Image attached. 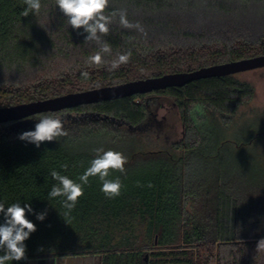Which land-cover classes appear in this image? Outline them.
I'll return each mask as SVG.
<instances>
[{"label":"trees","instance_id":"trees-1","mask_svg":"<svg viewBox=\"0 0 264 264\" xmlns=\"http://www.w3.org/2000/svg\"><path fill=\"white\" fill-rule=\"evenodd\" d=\"M41 2L39 14L24 17V0H0V108L264 56V0H110L108 12L126 9L147 34L121 27L117 16L102 36L112 55L100 65L88 63L99 46L84 43L87 33L67 25L55 0ZM129 49L130 61L109 71ZM255 93L228 76L47 113L65 122L68 135L39 148L18 136L34 130L41 115L0 125V202L5 210L31 204L27 218L36 225L24 242L26 259L7 264L82 256H100L101 264H264V252H256L264 238V162L254 153L243 157L239 163L251 170L244 179L230 166L234 155L225 154L227 146L255 143L263 129L239 126L253 133L242 144L222 135L240 125L238 112ZM161 97L178 107L183 136L146 151L145 137L164 129L155 111ZM97 148L128 158L124 174L111 173L123 183L121 194L109 199L99 179L89 178L63 217L62 198L48 197L56 183L50 172L76 180Z\"/></svg>","mask_w":264,"mask_h":264},{"label":"clouds","instance_id":"clouds-1","mask_svg":"<svg viewBox=\"0 0 264 264\" xmlns=\"http://www.w3.org/2000/svg\"><path fill=\"white\" fill-rule=\"evenodd\" d=\"M110 0H55L56 6L66 17L67 25L73 29H83L87 33L84 43L95 42L99 46V51L88 58L89 64L100 65L106 63L104 57L112 55V47L102 40L110 31V25L119 18V24L125 29H134L146 36V31L139 22H130L127 18V10L120 9L108 12ZM27 7L23 10L22 16L27 17L30 13L39 14L42 8L41 0H24ZM131 42V41H129ZM132 56L131 49L117 53L111 60L109 71L117 70L121 65L127 64ZM85 80L90 78L88 72H83ZM64 121L52 114L41 115L35 123V129L24 131L19 134L18 139L31 144L37 148L43 142L57 141L58 138L68 135ZM128 158L121 152L114 150L105 151L103 148L95 149V158L89 162V166L79 175L76 180L62 175L56 170H52L50 175L55 184L48 193L49 199L62 198L60 203L66 210L63 217H68L76 207L79 198L84 194V186L89 184V178H98L101 182V191L109 199H114L121 194L124 187L119 177L111 178L113 171L125 173V165ZM66 171L67 164L61 165ZM78 181V182H77ZM139 186V184H138ZM148 187H152L151 183ZM31 204L21 206L20 202L12 203L5 210V204L0 202V213L4 216V223L0 224V264H7L10 261H20L26 259L25 241L30 234L36 231V225L27 218V213H32ZM47 212L37 213L36 218L43 221ZM61 215V214H60ZM66 221V219L64 218ZM67 223V222H66ZM256 252H264V238L258 240Z\"/></svg>","mask_w":264,"mask_h":264},{"label":"rangeland","instance_id":"rangeland-1","mask_svg":"<svg viewBox=\"0 0 264 264\" xmlns=\"http://www.w3.org/2000/svg\"><path fill=\"white\" fill-rule=\"evenodd\" d=\"M236 78L249 82L255 88V97L254 100L247 106L242 107L238 115L236 117V125L235 128L231 131L222 132L224 136H230L237 143L242 144L245 142L246 138H250L252 141V132L246 131L244 134L240 132L239 126H242L245 123H253L256 126L258 125L255 122H264V69H259L251 72H246L242 74H238L235 76ZM155 99V97H151ZM155 103V102H154ZM156 103L161 105L157 108L156 116L157 120L161 121L164 125V129L159 131V133L152 132L151 135L145 137L144 145L149 146L146 148V151H160L163 148H170V146L179 141L183 136V127L181 124V117L179 114L178 107L174 104V102L170 99L164 98H156ZM261 126H264V123ZM221 127V126H220ZM219 127V129H220ZM259 128L257 131L261 130ZM264 130H261V137H258L257 141L253 143V146L246 145L244 147L241 146H232L226 147L227 152L226 158L233 159L230 157V154L234 155V160H230V166H234L236 171V176L247 179L251 175V170L248 166H243L239 162H241L242 158L249 155L257 154L259 156V160L264 162ZM257 133V132H256ZM160 138V139H159ZM256 151V152H255ZM153 160H150L149 163H152ZM141 163V162H140ZM228 163L221 162V164ZM249 164V163H248ZM264 165V164H263ZM216 164L213 169H216ZM245 167V168H243ZM218 168V166H217ZM222 170L229 169V166L222 167ZM248 168V169H247ZM264 185V184H263ZM248 188V187H246ZM264 192V189L261 190ZM264 197V196H263ZM29 264H101L100 256H82V257H68V258H43V259H33L29 262Z\"/></svg>","mask_w":264,"mask_h":264},{"label":"water","instance_id":"water-1","mask_svg":"<svg viewBox=\"0 0 264 264\" xmlns=\"http://www.w3.org/2000/svg\"><path fill=\"white\" fill-rule=\"evenodd\" d=\"M264 69V56L199 69L189 73H177L158 78L128 82L61 97L34 101L12 107L0 108V125L27 120L31 117L57 113L81 106L125 99L137 95L181 88L193 82L236 76L238 74Z\"/></svg>","mask_w":264,"mask_h":264},{"label":"flooded vegetation","instance_id":"flooded-vegetation-1","mask_svg":"<svg viewBox=\"0 0 264 264\" xmlns=\"http://www.w3.org/2000/svg\"><path fill=\"white\" fill-rule=\"evenodd\" d=\"M255 123L258 124L257 126H258L259 128H262V129L264 130V126H263V127H262V126L260 127V125H262L264 122H260V121H258V122H255ZM263 134H264V132H263ZM250 146H253V144H251Z\"/></svg>","mask_w":264,"mask_h":264}]
</instances>
